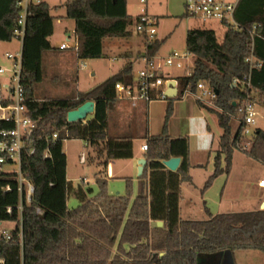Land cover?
I'll return each instance as SVG.
<instances>
[{"label":"trees","instance_id":"1","mask_svg":"<svg viewBox=\"0 0 264 264\" xmlns=\"http://www.w3.org/2000/svg\"><path fill=\"white\" fill-rule=\"evenodd\" d=\"M63 6L65 17L76 24L75 50L79 59L102 58L106 38L133 35L134 19L128 12V0H67ZM20 13L17 0H0V41H23L22 82L28 114L37 121V128L23 156L22 171L34 185V193L30 203L23 195L20 221L17 180L13 174H0V221H17L10 240L0 237V264H197L201 253L226 249L264 252V210L220 213L206 220L180 217L182 184L193 181L190 144L188 137L168 133L174 101L182 98L186 89L196 92L198 83L205 82L218 91L214 106L197 102L217 115L223 133L215 171L204 191L217 176L230 172L236 149L264 164V129L257 128L248 138L242 136L240 127L234 131L232 126L233 115L238 114L248 95L247 84L232 85L235 78L249 77L251 98L255 101L257 93L262 102L255 103L264 107V0H241L235 17L242 29L228 28L221 41L211 29L187 31V50L194 55L192 75L178 78L179 93L168 99L162 133L147 139V164L139 176L140 188L133 201L130 187L126 195L109 194L108 181L103 176L97 178L100 192L89 197L92 189L85 187L84 180L76 186L68 180L63 150L66 140H84L94 150L93 162L103 167L113 159L134 157L130 137L108 135L110 111L118 99L116 84L134 82L133 63L77 97L37 100L34 91L44 77L43 55L53 48L50 37L54 33V16L45 0L31 4L21 38ZM163 43L155 39L148 46L149 52L158 53ZM251 56L256 58L254 64L248 60ZM89 100L95 102L94 116L69 122L68 112ZM9 102L0 91V104ZM13 126L0 120V129ZM247 141L251 145L243 149ZM32 149L35 152L30 155ZM47 150L49 157H45ZM172 157L181 158L175 171L163 163ZM7 184L11 192H5ZM71 195L80 202L73 209L68 206ZM10 206L12 215L6 213ZM38 208L43 213H38ZM157 221L164 224L159 226Z\"/></svg>","mask_w":264,"mask_h":264},{"label":"crops","instance_id":"2","mask_svg":"<svg viewBox=\"0 0 264 264\" xmlns=\"http://www.w3.org/2000/svg\"><path fill=\"white\" fill-rule=\"evenodd\" d=\"M49 3V0H45ZM50 4V3H49ZM51 6V5H50ZM65 9V7H64ZM66 14V10H65ZM65 14H62L59 16V22L62 23V17H65ZM66 18V17H65ZM73 31L75 35V21L73 20ZM69 29L66 26L65 32H67ZM54 32H55V24H54ZM53 35L50 37V42L52 45V49L46 52H53L48 54H57L58 59L60 61L64 60V56H68L67 50L70 48L65 42H62L61 44L55 43L53 41ZM72 36H68L67 40H70ZM135 40L136 44L135 49L137 48V53H135V49H133V46L128 47V45L125 41H122V44L124 45V50L120 52L118 47H121L120 44L121 41L118 39L120 38H106L104 40V55L102 58H96V59H85V61H89L88 64H86V67L90 66L91 69L89 71V75L91 78H93L92 86L88 88L87 90H80L77 88L80 78H76V94L73 96H78L81 93H86L90 91L95 86L99 85L118 71H120L122 68H124L125 65H127L129 62H132L133 64L138 63L139 67L141 66L140 57L144 51V40L141 36L135 34ZM122 39V38H121ZM125 39V38H124ZM159 39V38H158ZM74 48L71 47L70 49H73L75 52V58L78 60V55L75 50L76 46V35L74 36ZM21 46L17 50L16 53L22 52L23 48V41L20 39ZM126 43V44H125ZM66 44V48H62V45ZM128 47V49H127ZM141 47L143 49H141ZM59 49V51L57 50ZM134 53L137 54L135 58ZM45 53L43 55V65L45 61ZM49 56V55H48ZM72 57V56H71ZM82 61V59H80ZM122 60L120 64H116V61ZM100 61H102L104 64L99 65ZM58 63V62H57ZM64 64H58L57 66L62 67ZM78 61H76L77 71H78ZM85 67V68H86ZM63 70V69H62ZM59 71V72H58ZM60 70H57L56 72H53V76L51 78L52 81L57 82L60 80ZM49 75V74H48ZM135 77V72H134ZM0 83H2V80L0 79ZM41 83V82H40ZM6 84V83H5ZM5 91V90H4ZM4 96H8L7 92H3ZM34 97L37 100H45V99H51V98H69L71 96H60L56 94H47V95H41L39 91V87H35L34 91ZM185 97V96H184ZM182 97V98H184ZM160 99H154L152 101L146 102V101H139L137 104H133L130 100L127 99H117V101L114 104V108L112 112H110V115L113 114L116 115V119H119V126H114L111 124V119L109 115V128H108V135L110 137L115 138H121V137H130L132 141L135 139L133 132H130L129 129L133 127V121L135 118H141L144 116L146 118V128L142 132L144 135L145 142L147 143V139L154 135H159L163 131L164 127V119L166 117V110L168 103H161L159 101ZM165 102V101H162ZM184 105H182V102L178 103L176 106L174 105V111H173V121L172 118L170 120L169 128L172 127V123L174 125H177L179 127L180 133H173L172 137H180V136H186L189 139L190 144V163H191V176L193 181L192 182H184L182 184V195L180 199V217L183 220L193 219V220H206L210 217V215H216L220 213H233V212H247V211H259L264 210V185L260 184V181L264 179V164L260 161L252 158L247 153L241 151V150H235L233 154V160H232V167L229 173H223L219 176H217L212 186H216V189L214 192H210L209 190H206V192L200 195V201L202 204L201 210L204 213L200 218L194 216L195 212H188L186 216H182V201L184 200V194H190L188 197L190 202H193L192 196L195 197L197 193V185L195 184V171L197 168H201L204 166V158L207 156V166L210 164V159L213 158L211 163V168L207 169L211 175L215 171V157L217 155V152L219 150L220 146V137L223 133L222 128L219 125L218 117H217V124L220 127V130L217 132H214L211 130V125L208 122V115L202 113L203 110H197L195 111V114L193 112L192 119L201 118L203 120V125L200 124L198 135H195L194 132H191L190 129H195V125H197L194 121L192 124L187 119L186 124L184 125L181 123V117L179 118V124H178V115L180 113L181 108H183ZM257 106H259L257 104ZM176 107V108H175ZM261 107V106H259ZM162 113L160 114V112ZM95 113V112H94ZM94 113H91L88 115L86 120L91 119L94 116ZM212 113V112H211ZM171 114V115H172ZM153 115H157L158 118L154 119L155 123H152L151 118ZM217 116V115H216ZM134 118V119H132ZM175 118H177L175 120ZM131 119V122H130ZM85 120V121H86ZM114 120V119H112ZM125 120V121H124ZM127 120V122H126ZM172 121V122H171ZM236 122V128H234L233 122ZM239 122L234 117L232 119V126L233 130L236 131L238 129ZM261 125V123H260ZM263 127V125H261ZM202 128V129H201ZM187 129L189 131H187ZM183 130H186L185 132H181ZM187 133V134H182ZM197 136V137H196ZM81 140V139H79ZM86 146H88V150H83L79 153V163L80 164H87V163H95L93 162V157L95 155L93 148L84 140H82ZM82 152H85L86 154V161L84 163L80 162V155ZM133 152L134 157L129 159H113L110 160L108 165L106 167H103L98 164V171L95 173V178L103 176L108 183L116 180H127L128 178H133L136 175H138V168H139V161L142 157L146 158V152L142 150V145L140 148H135L134 141H133ZM67 157V154H66ZM118 162H125L126 165L120 166L118 165ZM96 164V163H95ZM225 158L223 157L222 165L225 166ZM101 174V175H100ZM134 175V176H133ZM210 175V176H211ZM209 176V177H210ZM67 178L69 181H72L68 177V170H67ZM80 180H84L86 185H90L91 181L89 178L84 177L82 179H79L76 181V186L79 184ZM218 184L220 186V189L217 187ZM212 188V187H211ZM208 191L210 192L208 194ZM186 192V193H185ZM113 193V192H112ZM113 195V194H112ZM189 208V207H188ZM191 210V209H190ZM197 264H264V252L263 251H254V250H236V251H230L228 249L222 250L215 253H201L197 257Z\"/></svg>","mask_w":264,"mask_h":264},{"label":"built area","instance_id":"3","mask_svg":"<svg viewBox=\"0 0 264 264\" xmlns=\"http://www.w3.org/2000/svg\"><path fill=\"white\" fill-rule=\"evenodd\" d=\"M44 0H17L21 13L18 19L20 28L18 33L21 38L25 35L26 19L29 13V6L33 3H41ZM144 4L145 9L133 17L134 22L132 30L134 34L141 36L144 40V51L140 57L141 66L135 75L134 82L131 84H125L118 82L116 84V93L118 99L130 100L134 105L139 101H152L154 99L168 100L170 96L167 90L171 87V82L176 81L177 95L179 93V81L181 76L192 75V68L185 74L180 76L172 75L170 69L185 68L188 67L187 62L194 61V55L187 50L184 53L174 51L168 55L151 54L149 52V44L158 38L157 19L147 12L146 4L148 0H139ZM241 0H186L185 11L188 18H193L202 23L216 22L227 30L233 28L241 30V25L236 20V11ZM251 35L254 34V29L250 30ZM67 45L63 44L62 48H66ZM7 58L12 61L11 67H6L0 63V76L11 72L10 81L0 83V91L5 90L8 96H4L5 99H9L8 104H0V120L11 122L14 124L13 128L0 129V174H13L18 183V192L20 194V203L17 207L19 220L22 221L24 201L23 195H26V203H30L32 195L34 193V185L28 180L22 171L23 156L27 150L28 142L33 137L36 128L37 121L34 120L28 114V108L26 105L27 97L25 93V86L22 82L23 75V62L22 52L7 53ZM248 60L254 64L256 58L251 56ZM85 61V60H84ZM82 67H86V63H82ZM189 68V67H188ZM247 84L248 95L243 100L238 108V114L233 115L235 117L241 129L243 137H252L254 131L257 128H263L260 125L261 115L258 110L257 104L252 100L253 90L251 89L249 77H245L243 80L235 78L232 82L234 87H242ZM193 94L197 100L206 105H212L217 97L215 89L205 82H199L197 85V91L192 92L186 89L183 97L187 94ZM176 95V96H177ZM264 120V115L261 116ZM57 138V134L53 135V139ZM243 149H249L250 141L245 142ZM142 150L145 152L148 150V144L142 145ZM35 149H32L29 154H33ZM50 152H45V157H49ZM86 154L82 152L80 155V162L86 161ZM7 165H11L13 168H7ZM261 185H264V179L260 181ZM5 192H11L13 189L10 184H7L4 188ZM38 213H43L41 208L37 209ZM6 213L13 214V207H7ZM12 224L13 227L7 226ZM17 225V221H0V237L10 240L14 227Z\"/></svg>","mask_w":264,"mask_h":264},{"label":"rangeland","instance_id":"4","mask_svg":"<svg viewBox=\"0 0 264 264\" xmlns=\"http://www.w3.org/2000/svg\"><path fill=\"white\" fill-rule=\"evenodd\" d=\"M67 0H49V3L51 5V13L54 16V24H55V32L53 36V41L55 43L61 44L62 42H65L70 48H74V27H73V20L68 19L65 17H62V23H60L59 16L62 14H65V9H64V4ZM185 2L186 0H148L146 4L147 12L155 17L157 19V30H158V38L160 40H163L164 43L161 46V48L158 51L159 55H168L171 52L178 51L179 53H184L187 51V46H186V36H187V31L189 29H194V28H202V29H211L216 31L218 39L221 41L224 37L225 34V27L222 25L216 23V22H208V23H202L198 20H195L193 18H188L186 16V11H185ZM145 9L144 4H142L139 0H128V12L131 16L136 17L142 11ZM68 27V31L65 32V27ZM68 36H72L70 40H67ZM135 34L133 33L132 37L130 38H120L118 39L121 41V47H118V49L121 51L124 50V45L122 44V41L126 42L128 47H131V45L136 44L135 40ZM125 43V44H126ZM21 42L20 39H14L9 42L5 41H0V63L6 67H11L12 61L7 58L6 54L7 53H16L17 50L20 48ZM127 47V49H128ZM68 49L67 50V55L64 56V60L60 61L58 59L57 54H48V53H53V52H45V61L43 65V70H44V77L41 83H38L36 86L39 87V91L41 95H47V94H58L60 96H71L69 98L77 97L73 96L76 94V78H80V82L77 86L78 89L80 90H87L92 86V81L93 78L89 75V71L91 69L90 66L83 68L82 63L88 64L89 61H84V60H76L75 58V52L73 49ZM133 49H135V46H133ZM141 49H143L141 47ZM59 51V49H57ZM137 51V48L135 49V53ZM134 53L135 58L137 54ZM49 55V56H48ZM72 56V57H71ZM76 61H78V71H77V66H76ZM122 60L116 61V64H120ZM58 62V63H57ZM64 64L62 67L57 66L58 64ZM188 67L185 68H176L173 67L170 69L172 75L174 76H180V75H185L190 68L193 67V62H187ZM104 64L102 61H100L99 65ZM134 66V72L135 75H137V71L140 68L138 63L133 64ZM60 80L57 82H54L51 80L53 76V72L57 73V70H60ZM63 69V70H62ZM59 72V71H58ZM49 74V75H48ZM11 77V72H7L4 75L0 76V79L2 80V83H7L10 81ZM5 92L4 90H2ZM255 96V101L258 104H261L262 99L260 96L256 93H254ZM162 104L168 103V100H159ZM165 101V102H162ZM182 102L183 108H181L180 113L178 115V124H179V118L181 117V123L184 125L186 124L187 119L189 118L190 122L193 124L194 121L195 123H200L203 125V120L201 118L197 119H192L193 117V112L195 114V111L202 109L204 114L208 115V122L211 125V130L214 132H218L220 130L219 125L217 124V116L215 113H211L207 108L202 107L199 105L197 102L196 97L189 93L187 94L184 98L176 99L174 101V105L176 106L178 103ZM210 106H214V103ZM114 108V106H113ZM112 108V110H113ZM176 108V107H175ZM112 110L110 112H112ZM258 110L260 111L261 115L258 116L260 119L261 125L264 127V120L261 117L264 115V107H259ZM199 112V111H197ZM162 111L160 112V114ZM174 114V113H173ZM173 114L169 118V123H168V133L170 136H173V133H180L179 127L175 124L172 123V127L169 128L170 125V120L173 116ZM111 116V115H110ZM158 118L157 115H153L151 118L152 123H155L153 121L154 119ZM166 118V117H165ZM111 124L114 126H119V119H116V115L113 114L111 117ZM114 119V120H112ZM134 119V118H132ZM177 118H175L176 120ZM165 120V119H164ZM125 121V120H124ZM133 121V127L129 129L130 132H133L135 139L134 141V146L135 148H140L141 145L144 144L145 139L144 135L142 132L146 128V118L142 116L141 118H135ZM173 121V118H172ZM171 121V122H172ZM127 122V120H126ZM131 122V119H130ZM165 123V121H164ZM188 124V122H187ZM195 125V129H190L191 132H194L195 135H198L199 131V125ZM180 125V124H179ZM234 128H236V122H233ZM198 131H197V130ZM202 129V128H201ZM186 130H183L181 132H185ZM187 131H189L187 129ZM186 131V132H187ZM182 134H187V133H182ZM197 137V136H196ZM250 138V137H249ZM88 146L84 144L82 140L79 139H69L64 142L63 150L64 153L67 154V170H68V177L72 180L73 184H76V181L79 179H82L84 177H87L90 179L91 183L90 185H85L86 188H91L92 192L90 193L89 197H95L98 195L100 192V187L99 184L97 183V177L95 178V173L98 171V163H87V164H80L79 163V153L83 150H88ZM94 151V150H93ZM213 158L210 159V164L208 165L209 167H206L208 164L207 163V156L204 158V166L201 168H197L195 171V184L197 185V193L195 194L196 196H192L193 202H190L189 196L190 194H184V200L182 201V216H186L188 212H195L194 216L196 217H201L204 215V213L201 210L202 204L200 201V195L201 193H205L206 190H209L211 193L215 191L216 186H211L204 191V186L209 179V176L211 173L207 171V169L211 168V163H212ZM120 166H125V162H118ZM7 168H13L11 165H7ZM138 174V173H137ZM134 176V175H133ZM217 187L220 189V186L218 184ZM131 188L132 192V201L136 198L139 188H140V182H139V176L136 175L133 178H128L127 180H116L108 183V192L109 194L113 195H126L128 192V188ZM212 187V188H211ZM208 191V194L210 193ZM113 192V193H112ZM186 193V192H185ZM80 204L79 200L71 195L68 199V206L73 209L76 208ZM189 207V208H188ZM191 209V210H190ZM9 227H13L12 224H7ZM256 251V250H254ZM259 251V250H257Z\"/></svg>","mask_w":264,"mask_h":264},{"label":"water","instance_id":"5","mask_svg":"<svg viewBox=\"0 0 264 264\" xmlns=\"http://www.w3.org/2000/svg\"><path fill=\"white\" fill-rule=\"evenodd\" d=\"M177 87H176V81L171 82V87L167 90V93L170 97H176L177 95ZM218 92L217 90H215ZM95 112V102L93 100H89L82 105H80L76 109H72L68 112L67 119L69 122H75L80 120H86L88 115ZM163 163L171 170L175 171L178 169L181 163L180 157H172L170 159H164ZM139 168H138V176H141L143 173V170L147 164V159L145 157H142L139 161ZM80 182V181H79ZM157 224L159 226H162L164 224L163 221H157ZM229 250V249H228ZM231 251V250H230ZM163 254V253H162Z\"/></svg>","mask_w":264,"mask_h":264}]
</instances>
